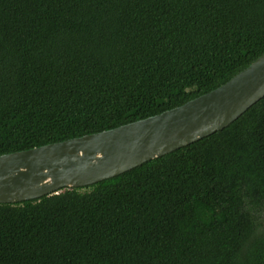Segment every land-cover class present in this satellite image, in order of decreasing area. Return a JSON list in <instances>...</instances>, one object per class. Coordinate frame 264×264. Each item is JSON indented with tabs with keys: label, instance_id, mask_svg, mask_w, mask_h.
Here are the masks:
<instances>
[{
	"label": "trees",
	"instance_id": "1",
	"mask_svg": "<svg viewBox=\"0 0 264 264\" xmlns=\"http://www.w3.org/2000/svg\"><path fill=\"white\" fill-rule=\"evenodd\" d=\"M264 53V0H0V154L179 106ZM264 96L83 187L0 203V264H264Z\"/></svg>",
	"mask_w": 264,
	"mask_h": 264
},
{
	"label": "water",
	"instance_id": "2",
	"mask_svg": "<svg viewBox=\"0 0 264 264\" xmlns=\"http://www.w3.org/2000/svg\"><path fill=\"white\" fill-rule=\"evenodd\" d=\"M264 96V53L218 87L120 126L0 154V203L83 187L188 145L236 120Z\"/></svg>",
	"mask_w": 264,
	"mask_h": 264
},
{
	"label": "rangeland",
	"instance_id": "3",
	"mask_svg": "<svg viewBox=\"0 0 264 264\" xmlns=\"http://www.w3.org/2000/svg\"><path fill=\"white\" fill-rule=\"evenodd\" d=\"M256 220L258 229L264 231V210H257Z\"/></svg>",
	"mask_w": 264,
	"mask_h": 264
}]
</instances>
